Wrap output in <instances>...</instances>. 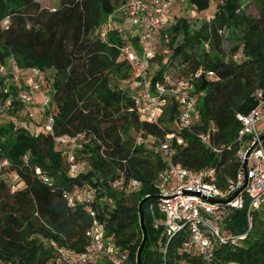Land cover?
Listing matches in <instances>:
<instances>
[{
    "label": "trees",
    "instance_id": "trees-1",
    "mask_svg": "<svg viewBox=\"0 0 264 264\" xmlns=\"http://www.w3.org/2000/svg\"><path fill=\"white\" fill-rule=\"evenodd\" d=\"M189 2L199 12L209 7V0ZM120 4V0H57L56 8H43L37 0H0V23L8 19L0 28V61L13 56L20 67L50 70L49 89L56 105L54 134L85 133L90 140L82 154H89L91 166L90 172L72 178L67 173L65 153L51 136L0 126V138L4 137L0 157L11 164L2 173H14L21 181L11 192L8 177L0 176V264H54L58 247L83 251L92 219L82 204L69 205L65 193L71 194L85 183L112 179L120 171L139 180L141 188L130 194L107 190L113 208L104 206L98 219L104 222L108 241L128 253V264H136L143 238L138 206L146 196L142 264H180L184 259L189 264H202L178 255L179 238L170 242L163 255L159 232L152 226L148 204L154 200V181L162 163L151 153L144 154V146L134 145L135 134L143 130L163 138L171 131L166 125L174 120V108L160 119L165 126L162 131L140 121L133 100L120 87L119 82L131 76L128 61L119 60L122 41L110 33L103 42L97 33ZM217 8L211 21L198 28L187 18H179L161 32L160 44L168 48L169 55L163 63L166 52L156 54L154 62L160 71L152 83L161 79L177 57L188 64L189 74L209 69L219 76L217 82L201 78L195 84L196 91L203 93L199 100L201 123L193 132L181 133L187 147L176 161L194 170L213 167L215 185L223 188L235 178L239 167L234 148L217 155L201 146L194 132H208L216 148L233 144L240 127L236 115L250 112L256 104L252 94L264 89V22L259 24L246 15L238 0H223ZM260 15L264 21V0ZM223 27L235 30L233 36L240 45L232 46L231 52L233 55L241 47L239 61L223 59V36L218 35ZM204 43L209 45L208 52ZM11 130L13 135H9ZM97 141L104 147V158L98 153ZM246 210L247 204L230 217L228 228L235 235L247 230ZM227 263L264 264V204L252 214L246 238L217 251L215 264ZM96 264L108 263L100 260Z\"/></svg>",
    "mask_w": 264,
    "mask_h": 264
},
{
    "label": "built area",
    "instance_id": "built-area-1",
    "mask_svg": "<svg viewBox=\"0 0 264 264\" xmlns=\"http://www.w3.org/2000/svg\"><path fill=\"white\" fill-rule=\"evenodd\" d=\"M120 1V6L97 31L103 42L110 33H115L122 41L119 60L128 61L131 76L121 80L120 87L133 100L140 121L154 124L162 131L165 126L160 124V119L174 108V129L171 127L163 138L139 130L134 142L135 146H144V154L151 153L162 163L154 181V200L148 204L152 226L159 232L161 251L165 255L170 242L179 238L178 255L198 259L202 264H215L218 250L223 246L236 245L246 238L252 227V214L264 204V89H257L252 94L256 104L250 112L236 115L240 127L232 145L216 148L208 132H194L198 143L217 155L223 149L235 150L239 164L236 176L228 180L223 188H218L213 167L194 170L182 166L176 157L187 147L181 133L193 132V127L201 123L199 100L203 93L196 91L195 84L201 78L217 82L219 76L209 69H199L180 79L163 72L161 79L152 83L160 71V67L155 72L151 69L160 45V34L177 22L179 18L173 9L182 5L183 0ZM190 8L193 9L191 13L199 12L194 4ZM211 17L206 16V21ZM7 23L8 19L2 21L0 28L3 29ZM218 35H223L222 30H218ZM203 47L206 52L209 51L208 43H204ZM237 59L238 55H235L233 60ZM50 80L47 70L20 67L13 56L0 61V126L11 125L14 130L22 129L31 135L40 130L51 136L65 153L68 175L75 178L91 171L90 163L79 159L83 158L82 152L90 138L85 133L54 134L56 105L53 92H49ZM260 123L262 125L258 128ZM13 133L11 130L9 135ZM2 141L4 137L0 138V143ZM97 143L98 153L104 158V147ZM122 163L125 164V161ZM10 166L6 158L0 157V176L8 177L10 191L15 192L21 185L20 179L14 173H2ZM35 171L41 174L39 169ZM41 178L48 182L45 176ZM140 188L139 180L120 171L112 179L85 183L82 187H75L73 193H65L69 205L80 203L84 206L92 224L85 232L87 244L84 250L76 252L58 247L54 264H96L100 260L108 264H124L127 253L108 241L104 222L98 219V215L111 202L106 195L107 190L130 194ZM246 204L247 230L235 235L228 228L230 217ZM180 264L189 262L184 259Z\"/></svg>",
    "mask_w": 264,
    "mask_h": 264
},
{
    "label": "rangeland",
    "instance_id": "rangeland-1",
    "mask_svg": "<svg viewBox=\"0 0 264 264\" xmlns=\"http://www.w3.org/2000/svg\"><path fill=\"white\" fill-rule=\"evenodd\" d=\"M37 1L40 3V5L43 8H56L57 7V0H37ZM262 1L263 0H238L241 10H243L246 13V15H248L249 17L258 21L259 24L264 22L261 15H260ZM222 3H223V0H209V7L207 10L202 11V12L195 11L194 13H191L190 11H192L193 9L190 7H192L193 4L190 3L189 0H183V2L181 3L182 5L175 6L173 9V12H174V14L177 15V18H187L188 21L190 23H192L195 28H198L201 24H203L205 22L209 23L211 21V19L209 21H206V19H205L206 16H212L215 13V11H217V9H218L217 6L221 5ZM1 23H0V27L2 25ZM220 30H222V32H223V35H222L223 36L222 53H223L224 61H227L230 58L233 60L235 55H238V59L236 61H239L241 58V47L239 48V51H237L235 54L232 55V52H231L232 46L240 45V41H236L234 39L233 35L235 34V30L232 31L230 28H227V27L220 28ZM157 53H159V54L165 53L162 57V62L165 63L167 61L168 55H169L168 48L166 50V48H164V46H161V44H160V45H158ZM158 68H159V66H158L157 62L152 63L151 69L154 72ZM187 68H188V64L183 63L182 59L180 57H177L173 63V66L167 68V70L164 71V74H171L172 77L175 79L186 78L190 75L188 73ZM47 72L49 74L50 70L47 69ZM50 91L51 90H49V92ZM53 109H54V106H53ZM261 125H262V123L258 124V128ZM166 126L169 129H171V127H172V129H174L173 123L167 124ZM263 131H264V129H263ZM32 132L37 133V131H34V129H32ZM84 154L85 155L83 156V158L81 156V157H79V159H81V162H85L86 164H89L90 163L89 155H88V153H84ZM108 205L111 206V208H113L112 201L109 202ZM141 242H142V240H141ZM44 244L46 246H48L49 243L44 241ZM128 263L129 262H128V253H127V259H126V262L124 264H128Z\"/></svg>",
    "mask_w": 264,
    "mask_h": 264
},
{
    "label": "water",
    "instance_id": "water-1",
    "mask_svg": "<svg viewBox=\"0 0 264 264\" xmlns=\"http://www.w3.org/2000/svg\"><path fill=\"white\" fill-rule=\"evenodd\" d=\"M245 178H246V175H245ZM245 186V184L243 185V187ZM242 187V188H243ZM241 188V189H242ZM240 189V190H241ZM240 190H238L233 196H232V198L233 197H235L237 194H238V192L240 191ZM146 200H147V197L146 198H144L140 203H139V206H138V209H139V218H140V223H141V227H142V235H143V238H142V242H141V244H140V246H139V248H138V251H137V254H136V264H142V262H141V253H142V250H143V248H144V245H145V242H146V237H147V234H146V229H145V227H144V224H143V209H142V206H143V204L146 202Z\"/></svg>",
    "mask_w": 264,
    "mask_h": 264
}]
</instances>
